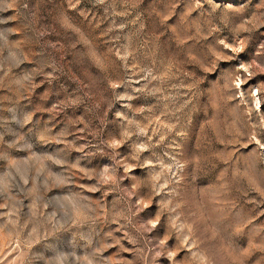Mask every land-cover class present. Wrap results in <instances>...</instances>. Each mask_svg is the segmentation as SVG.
<instances>
[{
  "label": "clouds",
  "instance_id": "clouds-1",
  "mask_svg": "<svg viewBox=\"0 0 264 264\" xmlns=\"http://www.w3.org/2000/svg\"><path fill=\"white\" fill-rule=\"evenodd\" d=\"M80 3L0 0V264H264V0Z\"/></svg>",
  "mask_w": 264,
  "mask_h": 264
},
{
  "label": "rangeland",
  "instance_id": "rangeland-1",
  "mask_svg": "<svg viewBox=\"0 0 264 264\" xmlns=\"http://www.w3.org/2000/svg\"><path fill=\"white\" fill-rule=\"evenodd\" d=\"M110 2L113 3V6L115 8V11L117 13L123 11V4L122 0H110ZM216 3L220 4L221 7H224L227 3H230L231 0H215ZM150 3V0H143V7H147ZM204 7H207V5H204ZM78 9L82 10L83 12L87 13V15H81L80 11H77L74 13L75 17V23L78 27L81 28V31H84L88 27V21L93 20L96 24L97 27L93 30V34L98 38V43H99V51H104L106 50L107 47L110 46L108 42L104 40V38L101 36V33L106 30L111 22H112V17L107 16L105 12V5H97L93 3V0H81V3L78 5ZM8 15H12L13 13L10 11L7 13ZM126 19L124 16H116L115 20L117 23H121ZM14 22H10L9 26H13ZM261 43H264V28H261L259 31L253 32L252 36L249 40V44L246 47L245 51L241 54L242 59L245 62L251 61L260 47ZM228 51H231V48L228 49ZM97 61H99V55L98 53L96 54ZM74 75V74H73ZM76 80H78V77L76 79H69L67 77L61 78L58 83H56L55 87L56 89H61L63 88L64 90L67 91H72L75 87ZM61 98H63L61 96ZM54 102V101H53ZM45 107H50L49 105H45ZM30 110V109H29ZM68 115L71 116L73 113L75 115H79V111H75L74 109H69L67 110ZM48 113H43L42 118L47 119ZM36 119H41V114H37ZM57 120L60 121V123L57 124V126L54 128V132H59L62 130L64 124L63 121L61 120V117H57ZM4 129H0V131H3ZM0 211H3V209H0ZM254 223H256L254 221ZM259 223H264V214H262ZM117 235H122V233H117ZM121 243L124 245L125 248H129L130 245L128 244L127 241H121ZM240 248H245L247 244V237H243L240 240L236 242ZM118 253V255H117ZM106 256L113 257L114 264H121L122 260L125 259H131V253L127 251H121L119 249V246L113 245L110 247L106 252ZM182 256V254H181ZM257 258V255L254 254L250 259L252 261H255Z\"/></svg>",
  "mask_w": 264,
  "mask_h": 264
}]
</instances>
